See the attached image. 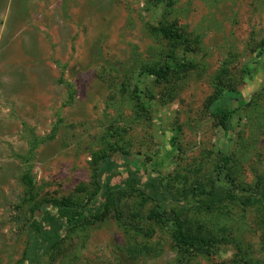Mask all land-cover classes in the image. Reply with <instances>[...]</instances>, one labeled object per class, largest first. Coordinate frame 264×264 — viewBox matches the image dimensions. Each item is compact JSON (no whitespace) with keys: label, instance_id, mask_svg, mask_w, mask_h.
Returning a JSON list of instances; mask_svg holds the SVG:
<instances>
[{"label":"rangeland","instance_id":"1","mask_svg":"<svg viewBox=\"0 0 264 264\" xmlns=\"http://www.w3.org/2000/svg\"><path fill=\"white\" fill-rule=\"evenodd\" d=\"M165 1L0 0V264L21 258L27 237L19 221L39 216L32 209L41 200L88 198L93 162L111 149L118 162L145 171L142 178L155 168L176 189L206 188L209 170L227 154L237 190L257 188L264 175V52L257 49L264 0ZM159 22L186 39L191 61L163 79L139 74L164 64L169 44ZM136 89L148 106L140 107ZM229 90L245 102L224 135L210 110ZM117 169L111 185L125 173ZM139 202L134 193L119 207L129 216ZM151 206L144 202L140 213ZM180 209L173 208L181 221L213 236L211 252L180 256L169 226L141 219L138 232L108 207L68 232L40 264H264L258 207ZM134 243L154 251L132 256Z\"/></svg>","mask_w":264,"mask_h":264},{"label":"trees","instance_id":"2","mask_svg":"<svg viewBox=\"0 0 264 264\" xmlns=\"http://www.w3.org/2000/svg\"><path fill=\"white\" fill-rule=\"evenodd\" d=\"M171 3L172 0L164 2L166 7L170 6ZM157 31L169 44V51L165 56L164 64L157 69H144L139 74L163 79L169 71L182 70L190 66L191 61L184 57L186 52H190V48L186 39L173 24L159 22ZM257 49L258 53L262 54L264 43H261ZM137 93L138 90L136 89L135 98L140 107L148 106L147 103L139 101ZM233 100L235 107H232L231 101ZM244 102L245 99L239 91L229 90L224 101L219 104L215 103L211 108L210 113L217 117L216 124L222 129L224 135L230 130V117L234 109L242 106ZM173 139L174 137L170 140L171 147ZM170 152L172 149L167 151L168 155ZM115 153V150L111 149L107 154L100 155L93 162L90 177L95 189L88 194V198L81 201L70 198L43 199L32 209L33 211L38 210L39 216L35 218L32 216L33 219L19 221L26 232L27 240L21 258L15 264H40V258L48 251L55 249L68 232L77 226L101 217L108 207L114 209L116 217L121 219L124 226L125 224L130 226V222H134L135 224L131 228H135L138 232L142 230L138 225L141 223V219H152L169 226L172 244L180 256H186L191 252H211L215 239L208 232H206L207 235L203 231L202 233L199 232L201 226L196 221V226L199 228L192 227L189 220L181 221L177 211L173 210L175 207L181 208L180 211L183 214H186V210H190V208L209 212L218 210L226 204H234L241 208L258 207L264 240V175L257 177L256 189L240 192L230 176L229 157L227 154L220 153V163L213 165L207 174L208 184L206 188L189 186L176 189L170 183L171 179L162 175L155 168H152L142 178L145 171L139 167L130 168L126 158L118 162V155ZM122 166L125 167V173L116 184H109L110 179L118 174L117 168ZM102 177L106 182L105 184L101 182ZM20 178L26 186L24 194L28 195L32 187L31 179L27 173L22 174ZM134 193L140 197L138 207L131 215H124L119 207L120 200L124 196ZM97 195L101 196L102 199H98L94 206L90 205L91 199ZM147 201L151 202L152 206L145 215H142L139 210L142 204ZM146 230L144 229L143 233H146ZM127 250L131 252L132 256H135V253L149 255L150 252L154 251V248L152 245L134 243L133 245L128 244ZM180 258L184 259V257Z\"/></svg>","mask_w":264,"mask_h":264}]
</instances>
